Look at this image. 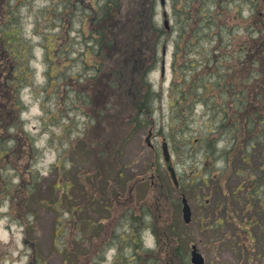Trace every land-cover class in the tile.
<instances>
[{"label": "rangeland", "instance_id": "rangeland-1", "mask_svg": "<svg viewBox=\"0 0 264 264\" xmlns=\"http://www.w3.org/2000/svg\"><path fill=\"white\" fill-rule=\"evenodd\" d=\"M15 1L10 0L14 7L10 24L19 29L21 42L31 43L32 47L26 60L30 80L26 79L16 97L0 79V118L7 104L13 108L9 101L19 105L7 116L6 125L0 124V264H175L177 256L171 254L178 245L189 261V242L197 245L207 264H263L260 258L250 256L259 249L249 239L245 238L244 252L235 242L234 227L238 229L242 220L247 180L238 183L237 172L226 167L223 157H210L204 166L200 164L203 147L209 141L214 139L217 149L231 147L233 135L224 128L221 117L194 101L193 111H186L184 125L170 134V125L176 127L169 89L176 34L161 37L156 50L157 67L149 73L152 88L158 93L152 123L133 129V134L123 139L130 127L128 118H114L112 138L116 134L120 141L112 148H95L91 155L92 145H87L84 133L99 127L101 114L98 103H89L87 83H75L94 73L91 64L99 56H95L96 40L91 29L100 16L96 9L105 0ZM170 1L165 0L161 6L160 0H153L152 19L149 3L143 20L149 26L151 20L163 27L168 19L170 32ZM250 1L216 3L223 13L220 22L237 34L235 48L243 39L246 25L236 16L235 9L225 12L240 6L246 16ZM6 4V0H0V25ZM63 44L67 45L65 50ZM165 46L166 66L162 75L161 52ZM50 64H56L62 74L49 79ZM53 83L56 84L49 90ZM217 91L212 89L208 96ZM217 96L216 104L228 99L227 95ZM193 98L188 95L187 102ZM206 132L210 140L200 143V135ZM252 139L249 136L244 141L249 143ZM163 141L168 143V164L176 171L179 188L173 186L166 169ZM97 163L100 170L96 169ZM198 165L203 169L205 183L195 173ZM118 170L122 172L120 178L116 176ZM141 177L144 180L138 181ZM153 177L155 182L151 183ZM234 190L233 197H228ZM181 194L191 208L189 224L182 220ZM223 196L228 198L227 207L223 205ZM57 200L58 205L54 206ZM250 207L253 212L255 203ZM128 224L137 226L136 236L127 235ZM59 225L64 227L62 232ZM155 234L162 236L161 245L157 243L150 254L146 249L155 246ZM116 254L118 263L114 262Z\"/></svg>", "mask_w": 264, "mask_h": 264}, {"label": "trees", "instance_id": "trees-1", "mask_svg": "<svg viewBox=\"0 0 264 264\" xmlns=\"http://www.w3.org/2000/svg\"><path fill=\"white\" fill-rule=\"evenodd\" d=\"M218 1L227 0H171L173 25L169 32V29L158 27L151 20L150 26L143 20L149 3L152 19L153 0H105L100 9H96L100 16L92 25L94 29H91L92 37L96 40L95 56L98 55L99 59L97 57L91 64L94 73L86 75L85 79L78 78L75 86L80 81L87 83L86 88L90 89L89 103L92 105L98 103L97 110L101 114L99 127L86 129L84 133L87 145H92L89 152L93 155L95 148H112L120 141L116 134L112 138L115 119L128 118L130 127L123 139L127 135H132L133 129L152 123L158 93L148 81V73L158 62L156 50L161 37L174 32L176 35L173 40L172 79L169 89L175 105L173 112L176 127L170 125V134L175 128L184 125L186 111L192 112L196 101L203 104L212 115L217 114L221 117L224 128L233 135L231 147L225 150L217 149L214 139L209 141V144L203 147L200 164L204 166V161H209L210 157L213 160L223 157L226 166L237 172L238 183L247 180L246 202L241 213L244 217L241 216L242 220L238 227L243 233L238 235L241 240L248 234L247 228L254 226L257 220L259 224L260 222L264 224V156L262 158L259 155L264 154V14L259 17L260 12L264 13V0H251L246 16L243 10H239L240 6L231 7L225 12L235 9V12H238L236 16L243 19L246 25L243 39L237 48L233 43L238 38L237 34L231 32L227 24L220 22L223 13L216 4ZM6 2V15L0 25V79H4L5 86L9 88L14 98L24 86L22 84L26 79L27 82L30 80L26 60L32 44L26 45L21 42L19 29H14L15 25L10 24L13 4L10 5V0ZM19 2L20 0H16L14 3ZM121 12L126 13L120 14ZM63 46L64 44L62 48L65 50L67 45ZM5 58V66L9 70L3 68ZM48 59L52 61L51 58ZM61 71H57L56 64H50L47 76L51 79L58 73L62 74ZM73 78L76 81L75 77L70 79ZM55 84L53 83L49 90ZM212 89L218 91L212 94L214 96H208L211 95ZM188 95L195 99L187 102ZM217 95L224 97L227 95L228 99L216 104ZM15 99L17 101V98ZM8 103L13 104V108L7 104V110H3L0 118L2 126L6 125L9 113L14 108H19L16 102ZM190 105L191 108L188 110ZM124 126L125 124L121 127ZM207 134L209 133L200 135V143L210 140ZM238 134L242 137L241 135L237 137ZM249 136H253L252 142H245L244 138L247 139ZM173 137L174 135H171V139ZM100 168L101 165L97 163L96 169ZM118 172L119 170L116 176ZM201 172L203 173V169L198 165L195 173ZM111 173L113 175L114 171ZM62 193L66 194L64 191ZM228 195L230 198L233 196L232 193ZM227 199L226 196L223 200L225 207L229 204ZM58 202L59 200L54 205H58ZM249 203L250 205L255 203L253 212L250 205L248 206ZM142 222L144 223L143 220ZM136 227L134 226L135 229ZM155 235L161 245L162 236ZM254 239L261 241L260 247H263L264 254V225H258ZM239 243L238 241L236 244L241 246ZM180 248L183 249L178 245L176 251L173 249L171 254L177 256L175 264H188ZM149 252L151 254L153 251ZM262 260L264 261V257Z\"/></svg>", "mask_w": 264, "mask_h": 264}, {"label": "water", "instance_id": "water-1", "mask_svg": "<svg viewBox=\"0 0 264 264\" xmlns=\"http://www.w3.org/2000/svg\"><path fill=\"white\" fill-rule=\"evenodd\" d=\"M161 4L162 5L164 4V0H161ZM165 25H167V21H165ZM162 148H163V155L165 157V160L168 161L169 160V153H168V150H167V144L164 143ZM182 203H183V206H182V217H183V220L185 222H189L190 221L191 212H190V207H189V205L187 203V200H186V198L184 196L182 198ZM191 262H192V264H204L203 257L197 251L195 245H192Z\"/></svg>", "mask_w": 264, "mask_h": 264}]
</instances>
